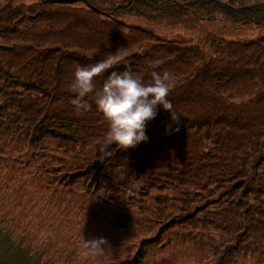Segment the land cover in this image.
<instances>
[{
  "label": "trees",
  "instance_id": "1",
  "mask_svg": "<svg viewBox=\"0 0 264 264\" xmlns=\"http://www.w3.org/2000/svg\"><path fill=\"white\" fill-rule=\"evenodd\" d=\"M124 18L189 31L198 24L223 22L261 35L229 40L222 32L208 53L182 37L170 39L128 26ZM105 54L124 57L112 70L127 67L145 81L153 71L150 62L160 60L154 70L173 75L169 99L181 118L172 124L170 113L158 107L146 126V142L118 149L101 161L97 149L107 124L91 98L77 104L70 85L78 65L96 63ZM107 74L97 78V88ZM170 124L178 130L166 132ZM137 164L146 176L155 172V179L183 187L177 193L187 195L174 207L191 223L195 218L190 216V201H215L213 191L220 194V211L213 213L215 229L222 241L236 245L222 262L264 264V0L0 2V206L8 207L0 209L4 220L25 223L15 212L20 200L25 218L52 207L56 198L63 201L68 189L88 195L80 181L96 190L112 181L137 190L142 178L137 180L139 173L133 171ZM60 169L69 173L67 183L53 180L63 173ZM153 187L148 183L147 188ZM155 196L162 197L163 191ZM158 205L146 201L142 210L161 214ZM204 208L197 206L196 213ZM165 211L169 213V207ZM236 229L245 233L247 246L237 243ZM210 241L200 255L205 249L214 254L216 244ZM22 243L0 222V264H54ZM145 257L141 253L138 263Z\"/></svg>",
  "mask_w": 264,
  "mask_h": 264
},
{
  "label": "rangeland",
  "instance_id": "2",
  "mask_svg": "<svg viewBox=\"0 0 264 264\" xmlns=\"http://www.w3.org/2000/svg\"><path fill=\"white\" fill-rule=\"evenodd\" d=\"M16 2L19 5L25 3L30 5L36 0H16ZM122 22L128 26L154 31L170 39L182 37L206 49L208 53L214 49L213 43L220 41L219 36L222 32H225L223 36L229 40H252L261 35L259 30L232 29L223 22L198 24L195 31L180 26L155 25L135 18H124ZM16 90L20 92L21 89L16 88ZM59 166L60 168L63 166L61 162ZM60 170H63V173H57V179L53 180H57L58 183L62 178L67 183L69 173H66V169ZM133 171L139 173L136 176L137 180L142 177L137 190L129 189V186L128 188L115 186L113 181L111 186L107 185L96 190L95 186L80 181L81 188L87 191L89 196L79 193L78 190L68 189L69 195L63 201L59 202L56 198L52 207L40 208L25 218H23L24 206L20 200L15 212L18 213L17 218L25 223L23 225L16 221L10 223L4 220L2 214L0 218L4 221L0 222L12 231L16 239L24 242L22 246L31 245L36 252L43 253V260H49L54 264H139L137 260L141 253L146 254L145 259H141L142 264H217L216 262L224 264L222 261L226 257L225 252L236 245L222 241L221 232L215 229L214 224H218L213 213L220 211V206L216 205L220 194L213 191L211 198L215 201H208L210 199L208 198L195 203L196 199L193 198L190 201V209L194 212L190 216L195 219L192 221L194 223H191L181 215L184 214L183 212L175 211L174 207L180 205L182 199H185L183 196L187 195L185 193L181 195L183 191L177 193L176 189L183 187L177 183L175 185L172 182L161 181L162 178L155 179V172H150L146 176L144 171L139 170L138 164ZM120 178L124 182L125 176ZM148 183L153 184L154 189L147 188ZM56 186L62 185H53ZM173 187H176L175 191H172ZM162 191V197L155 196L162 194ZM31 200L30 198L28 201ZM146 201L158 202L161 214H145L142 206ZM202 204L206 208L196 213L197 206L200 207ZM166 207H169V213L165 211ZM0 209L8 210V207L0 206ZM221 227L225 228V225L222 224ZM235 232L234 238L238 235L237 243L242 242V248L247 246L249 242L243 241L246 240L243 238L245 233L241 234L237 229ZM100 237L108 242L104 248L106 254L83 259L81 255L83 238ZM210 239L216 244L215 255L208 254L211 252L208 249L200 255L203 246L211 242ZM17 244L19 245L18 241ZM219 253L222 255L220 258Z\"/></svg>",
  "mask_w": 264,
  "mask_h": 264
},
{
  "label": "clouds",
  "instance_id": "3",
  "mask_svg": "<svg viewBox=\"0 0 264 264\" xmlns=\"http://www.w3.org/2000/svg\"><path fill=\"white\" fill-rule=\"evenodd\" d=\"M123 62L124 57L121 55L105 54L96 63L78 65L70 85L77 104L91 98L107 124L104 142L97 149V157L101 161L110 158L118 149L127 150L146 142V126L156 118L158 107L170 113L172 124L178 125L181 118L169 99L175 85L173 75L168 71L154 70L160 65V60L150 62L153 71L148 81L141 79L127 67L123 71L112 70ZM105 73L109 74L102 86L97 88V78ZM172 124L166 127V132L178 130ZM107 243L103 237L83 238L82 258L87 260L105 255Z\"/></svg>",
  "mask_w": 264,
  "mask_h": 264
}]
</instances>
